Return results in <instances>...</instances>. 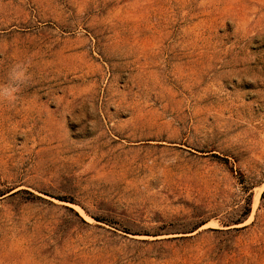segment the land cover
<instances>
[{"label":"rangeland","instance_id":"374dc122","mask_svg":"<svg viewBox=\"0 0 264 264\" xmlns=\"http://www.w3.org/2000/svg\"><path fill=\"white\" fill-rule=\"evenodd\" d=\"M24 59L0 264H264V0H0Z\"/></svg>","mask_w":264,"mask_h":264},{"label":"clouds","instance_id":"9594fccd","mask_svg":"<svg viewBox=\"0 0 264 264\" xmlns=\"http://www.w3.org/2000/svg\"><path fill=\"white\" fill-rule=\"evenodd\" d=\"M31 67V59L18 60L9 66L5 80L0 82V104H14L18 100L33 79Z\"/></svg>","mask_w":264,"mask_h":264}]
</instances>
